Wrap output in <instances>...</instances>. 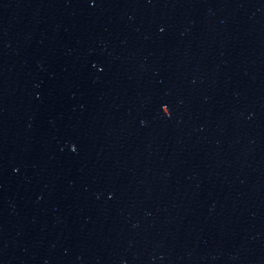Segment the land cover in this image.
<instances>
[{
  "label": "water",
  "instance_id": "obj_1",
  "mask_svg": "<svg viewBox=\"0 0 264 264\" xmlns=\"http://www.w3.org/2000/svg\"><path fill=\"white\" fill-rule=\"evenodd\" d=\"M0 264H264V0H0Z\"/></svg>",
  "mask_w": 264,
  "mask_h": 264
},
{
  "label": "snow or ice",
  "instance_id": "obj_2",
  "mask_svg": "<svg viewBox=\"0 0 264 264\" xmlns=\"http://www.w3.org/2000/svg\"><path fill=\"white\" fill-rule=\"evenodd\" d=\"M162 110L166 115H171L170 107L167 103H164L162 106Z\"/></svg>",
  "mask_w": 264,
  "mask_h": 264
}]
</instances>
